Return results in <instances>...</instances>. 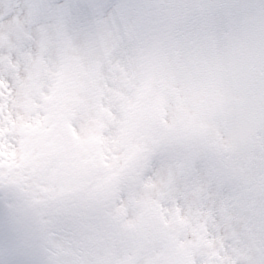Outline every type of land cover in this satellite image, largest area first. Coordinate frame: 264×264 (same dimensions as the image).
<instances>
[{
	"label": "clouds",
	"instance_id": "clouds-1",
	"mask_svg": "<svg viewBox=\"0 0 264 264\" xmlns=\"http://www.w3.org/2000/svg\"><path fill=\"white\" fill-rule=\"evenodd\" d=\"M0 264H264V0H0Z\"/></svg>",
	"mask_w": 264,
	"mask_h": 264
}]
</instances>
